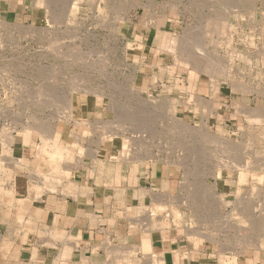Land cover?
<instances>
[{"label":"rangeland","instance_id":"1","mask_svg":"<svg viewBox=\"0 0 264 264\" xmlns=\"http://www.w3.org/2000/svg\"><path fill=\"white\" fill-rule=\"evenodd\" d=\"M29 1H33V12L0 13V130L7 131V134H9L11 130L26 131V127L30 125V127L37 129L49 125L50 133H52L55 127L58 126L59 121L62 123L67 122L68 125L82 122L84 119L93 122L101 137L106 135L104 139L114 141L116 149L119 150L121 148L120 145L125 144L126 150L129 148L136 152L139 150L138 152L144 153V157H148L147 159H150L154 155V158L152 157L151 160H159L167 168L174 164L173 166L181 167L185 171H188L189 179L184 180L179 192L176 195L174 194L175 197L172 196V199L175 198L172 200L174 205L172 204L170 206V210L163 212L164 218H169L170 215H173V217L179 219V223L187 227H192L193 221L196 220V223L194 222L193 225L194 230L201 229L203 232H215V224L218 221V223L225 221V217L223 218V216L226 214V221L222 225L223 227L221 225L222 228L218 227L219 224H217L218 228L216 232H226L227 236L221 237L224 242H226L225 240L229 242L228 244L230 245L226 243V247L233 248L235 245L241 247L240 242L241 238H243L241 235L244 236L245 231L246 233L250 231L248 230V225H250L248 222L258 224V227L261 228V224L263 223L261 221H264V216L262 215L264 214V202L262 201L264 200V172L262 171L258 175V178L262 175V182L257 177L251 178L249 175L246 177L245 187L242 193L240 191L239 193L244 195L243 197L245 198L249 197V201L251 199L253 203L250 202L251 206L249 203L247 204L250 210L247 206L249 212L246 210L244 212L246 214H244L245 217H241L236 212L238 210L233 211L232 205L230 204L234 200V195L226 192L228 193L225 197L227 204H223V192H218L214 188L215 180H217L218 185L225 181L227 183L226 186L232 185L234 187L233 180L239 175L238 171L237 173L234 172L233 175L231 174L233 180L229 181V179L225 180V175H227L225 173L228 170L223 168L222 177L224 179H215L212 175L215 170L213 167L219 166L217 165L218 162L221 165V163L229 160L232 164H235L236 162L234 161H243L244 159L250 161H248V165L250 166L264 167V117H260L261 120L255 117L256 120H252L254 116L251 117L250 115L252 110L258 106L257 103L245 105V108H243L239 104H232L231 106L227 102L225 104L229 107L225 108V106L215 102L212 108L211 106L213 104L210 103L209 105L207 101V108L205 105L206 100L202 102L194 98L187 99V91L189 92L192 89L191 95H193L196 85L202 84L203 82H210L214 85L215 79L199 74L198 72V74L194 71L189 72V69H182V62L177 60L172 50L174 46L173 48L169 46L171 38L163 36L162 39V36L160 38L159 35H162L161 33H169V35L176 37L175 42L173 41L171 45L176 44L178 40H183L184 47H189L197 41H205L208 50H210L207 54L213 56L214 59L213 61L210 56L211 63L215 65L216 60V67L218 66L220 70L218 78L220 82H217V84L219 83L220 87L223 88L222 90H226L228 94L232 90L239 94L249 95L248 98L250 100V95L254 91L258 93L257 95L259 97H262L264 94V0H255L257 1V8L260 10L257 8L251 10V5L248 3L250 0H242V2L240 0H223L226 3L218 2L217 0H209L210 3L208 0H152L151 4L146 0H140L144 4L147 2L146 4L151 8L149 6L147 8L143 6H139L136 9L132 8L125 15V19H120V17L124 16L123 13L126 10L123 6H127L130 0ZM212 1H214L213 4ZM74 2L79 4L76 9L73 8L70 11V7ZM227 3L230 7L235 6L241 12L230 13L229 23L226 25L227 28L225 27L221 33L215 30L212 33L213 25L217 23L215 19L218 20L223 14L227 13V8L225 12V10H222L223 8L219 7H224ZM200 4H203L204 7L199 6ZM192 12L193 14H191ZM219 12L221 16L219 15V18H215L214 15L217 17ZM151 13H153V16ZM207 13L208 15L210 13V17L214 16V21L212 20L214 23L211 21L212 18L207 16ZM203 15L206 18H203ZM241 15L244 17H241ZM208 17L211 21L210 24L208 21H205L209 19ZM186 25L188 27L191 26L189 27V31H187L188 27ZM183 27L186 28L184 29ZM202 27L204 31H201ZM182 30H185L186 34L188 33L187 38H185L186 34H183L184 32ZM195 31L196 33H194ZM200 33H204L203 38ZM140 37L144 39L143 42L146 40L145 47L139 44ZM212 39L215 43L212 42ZM185 42L191 44L188 43L189 46L188 44L185 46ZM188 82L190 84L193 83L192 85L194 86L188 85ZM232 83L233 86L242 84L244 88L248 87L250 89L252 88V90L246 92L236 91V89H232L234 88ZM79 98H81V101L86 98L90 107L92 103L94 104L95 107H91L90 114L84 113L81 116V113L76 110L75 102H78ZM169 98L174 101H179L174 105L173 115L170 109L164 108V111L160 107L161 103L167 101V99L169 100ZM201 102L203 105H201ZM239 106L242 107L243 112L240 111L241 107ZM247 106H249V109ZM139 108L140 110L135 111V109ZM126 109H129V112ZM136 112L138 113L136 114ZM126 113H131L127 119L125 118ZM164 114L165 116H163ZM230 114L235 115L231 116ZM246 114L249 115L247 116ZM136 116L139 117L137 118ZM132 118L133 122L131 121ZM177 118L181 119L179 124H176L177 122L175 120ZM168 120L176 124L174 125L176 126V129H174L176 131H173L175 127ZM31 122L34 126L29 124ZM134 122H138L137 124L139 125L136 126L137 124ZM181 122L188 123L189 127L185 124L181 125ZM130 125H133V128ZM170 126L173 127L170 128ZM190 127H194L192 128L194 131L189 130L191 129ZM199 130L204 131L200 132ZM216 138L221 142L217 143ZM135 140L137 141L134 142ZM225 140L237 145V149L234 150L235 153H233L234 151L228 153L230 150L225 149L226 146H223L225 142H222ZM145 146L149 149L144 148ZM218 149L221 150L218 151ZM195 150L196 152H194ZM224 151L225 153H221ZM150 152L151 155L148 156ZM226 153L229 155H225ZM120 154L118 152V156L121 158ZM236 155L237 157L235 158L234 156ZM254 155L256 157H252ZM230 156L234 157L235 160L232 157L231 159ZM219 157L221 160L218 159ZM161 159L164 160L161 161ZM254 159L255 161H253ZM194 179H197L196 183L203 187L205 193L199 194L200 196L197 198H195L196 193L194 196H183L185 191H187L185 185L187 183L195 184L193 183L195 181ZM255 184L259 186L257 189L254 187ZM219 186L222 187V185ZM258 194L261 196L259 197ZM257 199L259 206L256 204ZM261 201L263 205L259 203ZM181 203H183V207ZM176 204L178 205L177 207ZM173 209H178L181 215L176 216ZM190 209L196 210L197 213L196 211L194 213ZM212 212L214 216L211 214ZM188 213H191L189 215L190 217ZM193 214H197L194 215L195 218L192 216L194 220L191 218ZM257 214L258 216H255ZM196 217H199L197 218L198 220ZM246 217H249L248 220H251L252 217L253 220L255 217V221L247 220V227L246 225L243 226L245 224L244 222H246ZM233 222L235 226L238 224L237 228H235ZM164 224L166 226L168 225L166 223ZM212 224L213 227H211ZM231 224L234 230L229 226ZM195 225L198 226L195 227ZM241 226L246 227L247 230L241 228ZM259 228H257V232H254L253 236L255 233H258L259 236L257 239L259 238V240L264 241V236L262 237L264 227L263 229ZM235 231L237 232L235 233ZM224 232L222 233L224 234ZM248 234L249 237L247 238V235H245L243 239H249L252 236L250 232ZM228 239L230 240L228 241ZM250 239L252 240L254 238L251 237ZM222 255L220 251H217L216 253H212L208 260L218 263L221 259L227 258ZM229 258L226 260L227 264H235L233 257ZM115 263L124 264L119 257Z\"/></svg>","mask_w":264,"mask_h":264},{"label":"crops","instance_id":"2","mask_svg":"<svg viewBox=\"0 0 264 264\" xmlns=\"http://www.w3.org/2000/svg\"><path fill=\"white\" fill-rule=\"evenodd\" d=\"M33 6V1L29 0H0V13H29L33 12ZM142 37L139 44L145 47L146 40L143 42ZM192 84L188 82V85L194 86ZM222 89L220 85L215 89L210 82H203L195 86L193 95L189 94L192 89L186 92L187 99L195 97L197 100L200 97L225 108L229 107L225 104L227 102L231 105L240 103L241 106L257 103L258 108L264 109V96L259 97L253 92L250 100L249 95L233 91L228 94ZM80 99L75 102L76 110L81 116L90 114L94 104L90 107L86 98ZM57 125L52 133L41 134L42 137L40 132L28 134L26 131L11 130L6 134L0 130V264H115L116 257L124 264H153L154 260V264H226L234 249L238 251H234L235 264H245L239 254V249L244 247L235 246L229 250L230 247L224 248L226 242L220 243L224 241L220 237L226 232L214 235V232L202 231L200 233L204 236L211 233L213 239L220 237L210 242L208 238L196 236L200 239L196 244L187 235L189 232L183 230L187 226L179 224V219L173 215L164 218L163 212L170 210L173 204V193L177 194L182 182L189 179L188 171L173 165L168 169L159 160L147 159L144 153L138 151L132 154L143 158L128 159V162L117 159L115 156L120 150L115 148L114 141L101 137L94 123L88 120L72 125L59 121ZM43 143L50 147L47 149H50L49 153L38 149ZM49 144H55L57 148ZM77 163H80L79 167ZM54 178L59 179L58 182L61 180L60 185L57 181L55 183ZM225 178L232 179L227 175ZM219 179L224 177L221 175ZM233 182L234 187L226 186L225 181V184H219L222 185L220 187L215 180V190L229 193L245 187V181H239V175ZM50 183L53 188H58L52 190ZM152 194L155 198L151 197ZM165 200H168L167 208H159L158 204ZM149 213L153 216L147 218ZM162 217L168 221L169 227H165L167 230H151L148 234L149 247L144 249L147 222L152 223ZM255 235L259 236L258 233ZM258 241L263 243L258 251L243 250L250 259L247 264H264V241ZM217 251L227 258L218 263L210 262L208 258ZM129 252L132 256L126 258ZM152 254H155V259L148 258ZM256 256L258 263H253L250 257Z\"/></svg>","mask_w":264,"mask_h":264},{"label":"bare ground","instance_id":"3","mask_svg":"<svg viewBox=\"0 0 264 264\" xmlns=\"http://www.w3.org/2000/svg\"><path fill=\"white\" fill-rule=\"evenodd\" d=\"M149 4H151V1L152 0H146ZM206 1V0H205ZM209 1V0H208ZM218 2H222V3H226L225 1H223V0H217ZM233 1V0H232ZM241 2H242V0H240ZM244 1V0H243ZM88 2V1H87ZM147 2H145V4L144 3H141L140 2V0H130V2L128 3V5L127 6H123V8L124 9H126V10H124L123 12V14H124V16L123 17H120V19H125V15H127L128 14V11L130 10V9H136L137 7H139V6H143V7H145V8H147L149 5H147L146 3ZM213 2L214 1H212V4H213ZM256 2L257 1H255V0H250V2H248L250 5H251V10H253V9H256L257 8V4H256ZM204 3V2H203ZM208 3V2H207ZM209 3H210V1H209ZM208 3V4H209ZM234 3H236V2H234ZM238 3V2H237ZM263 3V2H262ZM79 3H77V2H74L72 5H71V7H70V11L74 8V9H76L77 8V5H78ZM90 4V3H89ZM215 4V3H214ZM211 5V4H210ZM238 5V4H237ZM171 6H173V5H171ZM199 6H203V4L201 5H199ZM216 6V5H215ZM240 6V5H239ZM150 7V6H149ZM204 7V6H203ZM205 7H206V4H205ZM247 7V6H246ZM259 7V6H258ZM151 8V7H150ZM196 8H197V6H196ZM219 8H223L222 10H225V12H226V8H227V13L226 14H223L222 15V17H220L221 16V13L219 12L217 15V17H216V15H214L215 16V18H219L218 20L217 19H215V22H217L216 24H214L213 25V31H212V33L214 32V30L215 31H217V32H223V30H224V28L226 27V25L229 23V14L230 13H239V9H236V7L235 6H233V7H230L229 5H228V3H227V5H225L224 7H219ZM200 9V8H199ZM213 9V8H212ZM258 9V8H257ZM151 10V9H150ZM198 10V9H197ZM196 10V11H197ZM216 10V9H215ZM243 10V9H242ZM246 10V9H245ZM258 10H260V9H258ZM121 11V10H120ZM207 11V10H206ZM247 11V10H246ZM119 12V11H118ZM203 12V11H202ZM208 12H210V11H208ZM241 12V11H240ZM254 12V11H253ZM259 12V11H258ZM156 13V12H155ZM196 13V12H195ZM194 13V14H195ZM191 14H193V12L191 13ZM206 14V13H205ZM252 14V13H251ZM151 15L153 16V13H151ZM201 15V14H200ZM209 15H210V13H209ZM208 15V13H207V16H209ZM220 15V16H219ZM248 15V14H247ZM214 16H212V17H210V18H212L211 19V21L214 19L213 17ZM240 16V15H239ZM243 15H241V17H242ZM194 17V16H193ZM203 18L205 17V15H203L202 16ZM208 17V18H209ZM237 17V16H236ZM244 17V16H243ZM253 17V16H252ZM258 17H259V15H258ZM156 18V17H155ZM206 18V17H205ZM210 18L208 19V20H205V21H208L209 22V24H210ZM247 18V17H246ZM256 18V17H255ZM263 18V17H262ZM200 19V18H199ZM202 19V18H201ZM235 19V18H234ZM259 19V18H258ZM119 20V19H118ZM217 20V21H216ZM214 21V20H213ZM212 21V22H213ZM243 21H244V19H243ZM255 21V20H254ZM214 23V22H213ZM257 23V22H256ZM201 24V23H200ZM199 24V25H200ZM203 24H204V22H203ZM203 24H201V25H203ZM207 24V23H206ZM254 24V23H253ZM208 25V24H207ZM206 25V26H207ZM245 25H246V23H245ZM250 25V24H249ZM259 25V24H258ZM187 26V25H186ZM208 26H210V25H208ZM237 26V25H236ZM242 26V25H241ZM244 26V25H243ZM254 26V25H253ZM188 27V26H187ZM189 27H191V26H189ZM189 27H188V29H187V31H189ZM197 27V26H196ZM256 27V26H255ZM184 29L186 28V27H183ZM227 28V27H226ZM233 28V27H232ZM241 28V27H240ZM201 29V28H200ZM254 29V28H253ZM252 29V30H253ZM257 29V28H256ZM205 30H206V28H205ZM207 30H208V28H207ZM212 30V29H211ZM210 30V31H211ZM226 30V29H225ZM184 33L183 34H186L185 33V30H182ZM186 31V32H187ZM197 31H199V30H197ZM201 31H204L203 30V27H202V30ZM209 31V32H210ZM168 32V31H167ZM200 32V31H199ZM206 32V31H205ZM216 32V33H217ZM194 33H196V31L194 32ZM207 33V32H206ZM162 35H159V37L161 38V36H162V39H163V36L165 37H170L171 38V43H173V41L175 42V36H173V35H169V33L168 34H164V33H161ZM188 34V33H187ZM187 34H186V36H185V38H187ZM200 34H202V38L204 37L203 35H204V33H200ZM199 34V35H200ZM223 34V33H222ZM175 35V34H174ZM195 35V34H194ZM206 36H208L207 34H205ZM210 35H212V34H210ZM220 35V34H219ZM182 36V35H181ZM193 36V35H192ZM197 36H198V34H197ZM201 36V35H200ZM214 36H215V34H214ZM221 36V35H220ZM183 37V36H182ZM189 37H190V35H189ZM216 37H217V35H216ZM178 38V37H177ZM220 38V37H219ZM253 38V37H252ZM251 38V39H252ZM263 38V37H262ZM166 39V38H165ZM191 39V38H190ZM192 39H193V37H192ZM192 39H191V41H192ZM206 39V38H205ZM215 39H217V38H215ZM160 40V39H159ZM178 40V39H177ZM204 40V39H203ZM202 40V41H203ZM183 40H178L177 42H176V44H173V45H171V43H170V47L171 48H173V46H174V48L172 49L173 51H174V54H175V56H176V58H177V60H180L181 62H182V65H181V67H183L182 69H189L190 71L189 72H191V71H194V72H198L199 74H202V75H205V76H208L209 78H214L215 79V82H214V88L215 89H217L218 88V85H219V83L217 84V82H220L219 80H218V78H219V72H220V70L218 69V66L216 67V60H215V65H213L212 63H211V58L213 59V56H211L210 54L208 55L207 54V52H209L210 50H208V48H207V45H206V42L204 41V42H196L195 44H192V45H190L189 46V44H191V43H189V42H185L186 44H185V46L188 44V46L189 47H184L183 46V42H182ZM184 41H185V39H184ZM187 41V40H186ZM193 41H195V40H193ZM209 41H211V40H209ZM216 41V40H215ZM164 42V41H163ZM212 42L213 43H215L214 42V40L212 39ZM132 45V44H131ZM212 45V44H211ZM165 46V45H164ZM214 46V45H213ZM213 50V49H212ZM169 51H171V50H169ZM214 51V50H213ZM213 51H212V53H213ZM234 51V50H233ZM262 51V50H261ZM259 52V51H258ZM260 53V52H259ZM141 54V53H140ZM143 55V54H142ZM210 56H211V58H210ZM257 56V55H256ZM157 57V56H156ZM216 58V57H215ZM176 60V61H177ZM179 61V62H180ZM213 61H214V59H213ZM212 61V62H213ZM185 64H184V63ZM138 63H139V61H138ZM143 63V62H142ZM161 63V62H160ZM226 63V62H225ZM144 64V63H143ZM164 64V63H163ZM181 64V63H180ZM185 66H184V65ZM167 66V65H166ZM152 67V66H151ZM168 67V66H167ZM159 69V68H158ZM164 70V69H163ZM244 70V69H243ZM225 72V71H224ZM197 73V74H198ZM234 73V72H233ZM221 75V74H220ZM224 75V74H223ZM73 76V75H72ZM75 77V76H74ZM80 78V77H79ZM187 78V77H186ZM255 78V77H254ZM253 79V78H252ZM83 80V79H82ZM226 80V79H225ZM78 81V80H77ZM183 81V80H182ZM225 82V81H224ZM77 83V82H76ZM222 83V82H221ZM230 83V82H229ZM231 84V83H230ZM232 86H233V83H232ZM234 88H232L231 86H230V88H232V89H236V91H251L252 90V88L250 89V88H248V87H245L244 88V86H242V84L241 85H239V84H237V85H235V86H233ZM139 90V89H138ZM193 91V90H192ZM232 91V90H231ZM235 91V90H234ZM224 92V91H223ZM226 92V91H225ZM255 92V91H254ZM258 92V91H257ZM264 93V92H263ZM189 94H191V93H189ZM258 94V93H257ZM264 95V94H263ZM262 95V96H263ZM239 96V95H238ZM139 97V96H138ZM195 98V97H194ZM198 101H202L203 102V100L204 99H202V98H200V97H198V99H197ZM207 100V99H206ZM238 100V99H237ZM140 101V100H139ZM182 102H183V100H181ZM162 102V101H161ZM179 101H177V100H173V99H170L169 98V100L167 99V101H164V102H162L161 103V105H160V107H162L161 108V110L163 109L164 110V108L165 109H170V111L172 112V115L174 114L173 112H174V105L175 104H177ZM195 102V101H194ZM197 102V101H196ZM202 102H201V105H203L202 104ZM208 102H209V105H210V103H212L213 104V106H211L212 108L214 107V101L212 102V100L211 101H209L208 100ZM207 101L205 102V105L208 103ZM235 102V101H234ZM122 103V102H121ZM225 103V102H224ZM123 104V103H122ZM129 104V103H128ZM142 104V103H141ZM182 104H185V103H182ZM197 104V103H196ZM198 104H200L199 102H198ZM211 104V105H212ZM218 104V103H217ZM240 104V103H239ZM186 105V104H185ZM225 105V104H224ZM246 105V104H245ZM249 105V104H248ZM122 106V105H121ZM228 106V105H227ZM232 106V105H231ZM234 106V105H233ZM178 107V106H177ZM206 107H207V105H206ZM205 107V108H206ZM219 107V106H218ZM239 107H241V106H239ZM238 107V108H239ZM129 108H131V107H129ZM133 108V107H132ZM208 108V107H207ZM211 108V109H212ZM228 108V107H227ZM234 108H236V107H234ZM243 108H245L244 106H243ZM247 108L249 109V106H247ZM251 108V107H250ZM264 108V107H263ZM211 109H210V113H211ZM240 109V108H239ZM253 109V108H252ZM60 110V109H59ZM126 110H128V112H129V109H126ZM136 110H140V108L139 109H135V111ZM238 110V109H237ZM244 110V109H243ZM251 110V109H250ZM130 111H131V109H130ZM134 111V110H133ZM134 111V112H135ZM165 111V110H164ZM208 111V110H207ZM240 111H242V107H241V109H240ZM124 112V111H123ZM126 112V111H125ZM144 112V111H143ZM142 112V113H143ZM237 112V111H236ZM243 112V111H242ZM247 112V111H246ZM246 112H244V113H246ZM59 113V112H58ZM138 112H136V114H137ZM165 113V112H164ZM214 113V112H213ZM212 113V114H213ZM114 114H117V113H114ZM121 114V113H120ZM131 113H129V114H127L126 113V115H125V118L127 119V117L129 118V115H130ZM134 115H135V113H133ZM161 114V113H160ZM208 114V113H207ZM229 114V113H228ZM128 115V116H127ZM140 115V114H139ZM157 115H158V113H157ZM231 115V114H230ZM230 115H229V117H230ZM235 115V114H234ZM234 115H231V116H234ZM247 116L249 115V114H246ZM60 116V115H59ZM65 116V115H64ZM68 116H70V115H68ZM77 116V115H76ZM124 116V115H123ZM142 116V115H141ZM163 116H165V114L163 115ZM200 116V115H199ZM251 117H253L254 116V118H252V120L253 119H255V117L257 118H259L260 119V117L262 118V116L264 117V109H262L261 107L260 108H254L253 110H252V113H251V115H250ZM71 117V116H70ZM135 117V116H134ZM133 117V118H134ZM137 117V116H136ZM139 117V116H138ZM137 117V118H138ZM146 117V116H145ZM168 117V116H167ZM202 117V116H201ZM124 118V119H125ZM130 118H131V116H130ZM133 118L131 119V121L133 122ZM161 118V117H160ZM173 118H174V116H173ZM172 118V119H173ZM200 118V117H199ZM203 118V117H202ZM250 118V117H249ZM125 119V120H126ZM140 119V118H139ZM142 119V118H141ZM164 119V118H163ZM170 119V118H169ZM69 120V119H68ZM125 120H123V121H125ZM135 120V119H134ZM174 120V119H173ZM180 120L181 119H179V118H177L175 121L177 122L176 124H179L180 123ZM251 120V121H252ZM256 120V119H255ZM261 120V119H260ZM263 120V119H262ZM35 121V120H34ZM38 121V120H37ZM74 121V120H73ZM75 121H77V120H75ZM84 121V120H83ZM122 121V123H124ZM129 121H130V119H129ZM138 121V120H137ZM143 121H144V119H143ZM168 121H170L171 123L173 122V121H171V120H168ZM186 121V120H185ZM202 121V120H201ZM200 121V122H201ZM205 121V120H204ZM222 121V120H221ZM236 121V120H235ZM254 121V120H253ZM27 122V121H26ZM261 122V121H260ZM35 123H37L36 121H35ZM40 123H42V122H40ZM135 124H137L136 122H134ZM147 123V122H146ZM256 123V122H255ZM29 124H32V122L31 123H29ZM43 124V123H42ZM109 124V123H108ZM117 124H119V123H117ZM116 124V125H117ZM121 124V123H120ZM129 124V123H128ZM143 124V123H142ZM173 124V126L174 125H176V124H174V123H172ZM182 124H185V125H187L188 127H189V125H188V123H182L181 122V125ZM191 124V123H190ZM28 125V124H27ZM26 125V126H27ZM33 126H34V124H32ZM139 124H137L136 126H138ZM144 125H146V124H144ZM31 126V125H30ZM30 126H27L26 128V132L29 134L30 132L31 133H34V132H40V136H41V134H45V133H50L51 131H50V127H49V125L46 127V125L45 126H43L42 128H39V129H37V128H35V127H30ZM62 126V125H61ZM106 126V125H105ZM118 126V125H117ZM133 126V125H132ZM131 125H130V127H132ZM147 126V125H146ZM173 126H170V128H172ZM245 126V125H244ZM23 127V126H22ZM40 127V126H39ZM134 127H135V125H134ZM168 127V126H167ZM175 128H173V131H176V130H174V129H176V126H174ZM248 127V126H247ZM133 128V127H132ZM169 128V127H168ZM177 128H178V125H177ZM191 129H189V130H192V128H194V127H190ZM42 129V130H41ZM112 129V128H111ZM131 129V128H130ZM186 129V128H185ZM170 130V129H169ZM168 130V131H169ZM219 130V129H218ZM139 131V130H138ZM149 131V130H148ZM178 131H179V129H178ZM186 131V130H185ZM192 131H194V130H192ZM195 131H197V130H195ZM200 131V130H199ZM201 131H204V130H201ZM200 131V132H201ZM220 131V130H219ZM3 132H4V130H3ZM58 132V131H57ZM131 132V131H130ZM136 132V131H135ZM170 132H172V131H170ZM242 132H244V131H242ZM4 133H6L7 134V131L6 132H4ZM166 133V132H165ZM174 133V132H173ZM184 133V132H183ZM182 133V134H183ZM186 133H187V131H186ZM192 133V132H191ZM191 133H189V134H191ZM203 133V132H202ZM38 134V133H37ZM177 134V133H176ZM200 134V133H199ZM204 134V133H203ZM1 135V134H0ZM5 135V134H4ZM123 135V134H122ZM140 135V134H139ZM186 135V134H185ZM184 135V136H185ZM188 135V134H187ZM205 135V134H204ZM3 136V135H2ZM2 136H1V138H2ZM104 136V135H103ZM106 136V135H105ZM104 136V137H105ZM128 136V135H127ZM180 136V135H179ZM4 137V136H3ZM6 137V136H5ZM42 137V136H41ZM40 137V138H41ZM109 137H111V136H109ZM135 137V136H134ZM137 137V136H136ZM193 137V136H192ZM207 137V136H206ZM213 137V136H212ZM219 137V136H218ZM257 137V136H256ZM264 137V136H263ZM107 138V137H106ZM199 138V137H198ZM197 138V139H198ZM210 139H211V137H209ZM215 138V137H214ZM213 138V139H214ZM123 139V138H122ZM196 139V138H195ZM206 139H208V138H206ZM217 139V138H216ZM245 139V138H244ZM243 139V141L245 142V140ZM134 140V139H133ZM137 140H135L134 142H136ZM141 141V140H140ZM139 141V142H140ZM214 141V140H213ZM248 141V140H247ZM131 142H132V140H131ZM142 142V141H141ZM216 142L217 143H220L219 141H218V139L216 140ZM222 142H225L224 143V145L223 146H226V148L225 149H227L229 152L228 153H230L231 151H234V150H236L237 148V145H234V144H232V143H230L228 140H225V141H222ZM249 142V141H248ZM23 143V142H22ZM189 143H191V142H189ZM215 143V142H214ZM43 144H45V143H43ZM43 144H41V145H39V147H38V149H40V150H46L48 153H49V150H47L48 148H50V147H48V145H43ZM123 144V143H122ZM127 144V143H126ZM129 144V143H128ZM132 145H134L133 143H131ZM144 144V143H143ZM223 144V143H222ZM241 144V143H240ZM250 144V143H249ZM252 144V143H251ZM7 145V144H6ZM60 145V144H59ZM136 145V144H135ZM146 145V144H145ZM198 145V144H197ZM217 145V144H216ZM9 146H11V145H9ZM9 146H7V147H9ZM49 146H51L52 148H57L56 146H55V144H49ZM62 146V145H61ZM129 146V145H128ZM218 146H220V145H218ZM251 146V145H250ZM253 146V145H252ZM120 151H119V153H121L120 155H121V158H120V156H118L117 157V155L115 156V157H117V159H121V160H124V159H126V161L128 160V159H130V160H136V159H138V158H143V157H138V156H136V155H134V154H132L133 152H134V150H131L130 148V150L129 149H127L126 150V145L124 144V145H120ZM129 147H132V146H129ZM239 147H241V146H239ZM244 147V146H243ZM248 147H249V145H248ZM59 148V147H58ZM144 148H148V147H144ZM151 148H153V147H151ZM221 148V147H220ZM60 149V148H59ZM88 149V148H87ZM149 149V148H148ZM147 149V150H148ZM222 149V148H221ZM221 149H218V151L219 150H221ZM254 149H256V148H254ZM253 149V150H254ZM56 150H58V149H56ZM62 149H60V151H61ZM65 150H66V148H65ZM216 150V149H215ZM240 150H241V148H240ZM253 150H250V151H253ZM97 151V150H96ZM99 151V150H98ZM133 151V152H132ZM139 151V150H138ZM143 151V150H142ZM193 151V150H192ZM226 151V150H225ZM225 151L224 152H221V153H225ZM249 151V152H250ZM52 152V151H51ZM56 152V151H55ZM74 152V151H73ZM194 152H196V150L194 151ZM194 152H193V154H194ZM227 152V151H226ZM61 153V152H60ZM91 153V152H90ZM138 153V152H137ZM219 153V152H218ZM233 153H235V151L233 152ZM237 153V152H236ZM241 153V152H240ZM248 153V152H247ZM246 153V154H247ZM255 153V152H254ZM253 153V154H254ZM33 154V153H32ZM37 154H39V151H38V153ZM53 154V153H52ZM103 154V153H102ZM192 153H191V155H193ZM243 154V153H242ZM58 155V154H57ZM86 155V154H85ZM90 155H92V154H90ZM147 155V154H146ZM151 155V152L148 154V156H150ZM225 155H229V154H225ZM233 155V154H232ZM238 155V154H237ZM237 155L236 156H234L235 158L237 157ZM244 155V154H243ZM257 155V154H256ZM37 156V155H36ZM61 156V155H60ZM59 156V157H60ZM75 156V155H74ZM89 156V155H88ZM145 156V155H144ZM197 156H198V154H197ZM196 156V157H197ZM200 156V155H199ZM221 156H223V155H221ZM240 157H242L241 155H239ZM238 156V157H239ZM1 157V156H0ZM9 157V156H8ZM39 157V156H38ZM49 157H51L50 155H49ZM110 157V156H109ZM112 157V156H111ZM114 157V158H115ZM153 158H154V155L152 156ZM151 157V158H152ZM188 157V156H187ZM201 157V156H200ZM224 157V156H223ZM227 157V156H226ZM232 156H230V158H231ZM234 157H232L233 158V160H235L234 159ZM252 157H256L255 155L254 156H252ZM251 157V158H252ZM264 157V156H263ZM18 158V157H17ZM145 158H148V157H145ZM150 158V159H151ZM160 158V157H159ZM194 158V157H193ZM228 158H229V156H228ZM231 158V159H232ZM15 159V158H14ZM42 159V158H41ZM47 159H49V158H47ZM50 159H52V158H50ZM58 159V158H57ZM98 159V158H97ZM158 159V158H157ZM218 159H220V157L218 158ZM217 159V160H218ZM230 159V160H231ZM239 159V158H238ZM260 159V158H259ZM74 160H75V158H74ZM73 160V161H74ZM116 160V159H115ZM114 160V161H115ZM164 160V159H163ZM162 159H161V161H163ZM221 160V159H220ZM220 160H218V161H220ZM263 160V159H262ZM10 161V160H9ZM11 161H13V160H11ZM16 161V160H15ZM68 161V160H67ZM80 161V160H79ZM86 161V160H85ZM89 161H91L90 159H89ZM119 161V160H118ZM117 161V162H118ZM125 161V160H124ZM152 161H154V160H152ZM217 161V162H218ZM240 161V160H239ZM234 161V162H236L235 164H232V162L231 161H229V160H227L226 162H224V163H221V165L219 164V162H218V164L217 165H219V166H214L213 168H215V170H214V172L212 173V175L214 176V178L216 179V178H219V177H221V175H222V169L223 168H226L228 171H227V176H230V178H231V174H233L234 172H236L237 173V171H238V173H239V181H245V179H246V177L249 175V177H251V178H254V177H257L258 178V175H260V173L264 170V168L263 167H253V166H250V165H248L249 164V162L248 161H246L245 159L243 160V161ZM253 161H255V159L253 160ZM43 162V161H42ZM60 162H62V160L60 161ZM75 162V164H76V160L74 161ZM103 162V161H102ZM102 162H100V163H102ZM121 162V161H120ZM128 162V161H127ZM242 162V163H241ZM3 163V162H2ZM8 163V162H7ZM10 164H11V162H9ZM8 163V164H9ZM13 163V162H12ZM81 163V162H80ZM79 163V164H80ZM86 163H88V162H86ZM104 163V162H103ZM133 163H134V161H133ZM174 163V162H173ZM239 163H241V164H239ZM256 163V162H255ZM258 163V162H257ZM263 163V162H262ZM79 164L77 163V167H79ZM121 164V163H120ZM124 164V163H123ZM141 164V163H140ZM170 164V163H169ZM215 164V163H214ZM261 164V163H260ZM6 165V164H5ZM12 165V164H11ZM64 165V164H63ZM100 165H102V164H100ZM114 165V164H113ZM112 165V166H113ZM127 165H129V163L127 164ZM126 165V166H127ZM134 165V164H133ZM136 165V164H135ZM174 165V164H173ZM240 165V166H239ZM39 166V165H38ZM60 166H61V163H60ZM66 166V165H65ZM110 166V165H109ZM116 166V165H115ZM207 166V165H206ZM62 167V166H61ZM68 167H70V166H68ZM67 167V168H68ZM74 167V166H73ZM102 167V166H101ZM118 167V166H117ZM66 168V169H67ZM115 168V167H114ZM28 169V168H27ZM70 169V168H69ZM100 169V168H99ZM98 169V170H99ZM169 169V168H168ZM60 170V169H59ZM123 170V169H122ZM125 170V169H124ZM141 170V169H140ZM177 170V169H176ZM31 171V170H30ZM30 171H28V172H30ZM96 172H98V171H96ZM141 172V171H140ZM157 172V171H156ZM32 173V172H31ZM30 173V174H31ZM42 173V172H41ZM36 174V173H35ZM98 174H99V172H98ZM199 174V173H198ZM27 175V174H26ZM38 175V174H37ZM40 174H39V178H40ZM43 176H44V174H43ZM42 176V177H43ZM30 177V176H29ZM41 177V178H42ZM48 177V176H47ZM53 177V176H52ZM176 177V176H175ZM198 177V176H197ZM238 177V176H237ZM248 177V178H249ZM50 178V177H49ZM59 178V177H58ZM187 178V177H186ZM195 178V177H194ZM43 179V178H42ZM46 179V178H45ZM57 179V178H56ZM61 179V178H60ZM178 179V178H177ZM188 179V178H187ZM226 179V178H225ZM54 181H55V183H57L58 182V180L59 179H57V180H55V178L53 179ZM132 180H133V178H132ZM169 180V179H168ZM195 180V179H194ZM193 180V181H194ZM197 180V179H196ZM196 180L193 182V183H195V184H192V183H189V185L188 184H186L185 185V188H186V190L187 191H185V194H183V196L184 195H190V196H194L195 195V193L197 194L196 195V197L195 198H197V197H199L200 195L199 194H202L203 192L205 193V191H204V189H203V187H201V185H199L198 183H196ZM219 180V179H218ZM228 180V179H227ZM230 180H233V179H229V181ZM257 180V179H256ZM258 180L260 181L261 180V182L263 181V179H262V175L258 178ZM26 181V180H25ZM31 181H32V179H31ZM39 181V180H38ZM38 181H34V182H37L38 183ZM41 182L43 181V180H40ZM39 181V182H40ZM47 181H48V179H47ZM57 181V182H56ZM61 181V180H60ZM59 181V182H60ZM59 182H58V184H59ZM135 183V182H134ZM255 183V182H254ZM253 183V184H254ZM260 183V182H259ZM258 183V184H259ZM41 184H43V183H41ZM198 184V185H197ZM227 184V183H226ZM249 184V183H248ZM48 186H49V184H47ZM46 185V186H47ZM50 187H52L53 186V184L52 183H50ZM60 185V184H59ZM263 185V184H262ZM45 186V187H46ZM261 186V185H260ZM42 187H43V185H42ZM44 187V188H45ZM49 187V189L51 190V188ZM57 188H58V186H56ZM55 187V188H56ZM214 187V186H213ZM251 187H253V186H251ZM254 187H256V189H257V187H259V186H256V184H255V186ZM253 187V188H254ZM55 188H53L52 187V190L53 189H55ZM215 188V187H214ZM47 189H48V187H47ZM134 189V188H133ZM216 189V188H215ZM248 189V188H247ZM260 189H262L261 187H260ZM51 190V191H52ZM245 190V189H244ZM132 191V190H131ZM239 191L242 193V190L241 189H239V188H237V190L235 189L233 192H230V194H233L234 195V200L233 201H231L230 202V204L232 205V209H233V211H235L236 209L238 210V211H236L237 213H239V216L241 215V217H245L244 216V212H246V210H247V206H248V209H249V205H250V202L251 203H253V200H251L250 199V201H249V197H247V198H245V197H243L244 195H242L241 193H239ZM246 191H248V190H246ZM252 191H254V190H252ZM260 191V190H259ZM42 192H44V190L42 191ZM58 192V191H57ZM184 192V191H183ZM182 192V193H183ZM249 192H250V190H249ZM254 192H256V191H254ZM262 192V191H261ZM154 193V192H153ZM163 193V192H162ZM167 193V192H166ZM166 193L165 194H161V196H165L166 195ZM176 193H178V192H176ZM181 193V192H180ZM244 193V192H243ZM251 193V192H250ZM260 193V192H259ZM135 194V193H134ZM159 194V193H158ZM228 193H223V198H224V200H223V204H227V201L225 200V197H226V195H227ZM245 194V193H244ZM248 194V193H247ZM253 194V193H252ZM153 195L154 194H152V196L151 197H153ZM173 195H174V193H173ZM176 195V194H175ZM182 195V194H181ZM256 195V194H255ZM259 195V194H258ZM257 195V196H258ZM160 196V195H159ZM171 196V195H170ZM261 195H259V197H260ZM143 197V196H142ZM175 197V196H174ZM177 197V196H176ZM38 198V197H37ZM153 198H155V196L153 197ZM182 198V197H181ZM180 198V199H181ZM254 198V197H253ZM175 198H173L172 200H174ZM184 199V198H183ZM182 199V200H183ZM40 200V199H39ZM44 200V199H43ZM151 200V199H150ZM159 200V199H158ZM164 200V199H163ZM258 200V199H257ZM260 200V199H259ZM160 201V200H159ZM169 201H170V199H169ZM255 201V200H254ZM263 202H264V200H262ZM262 201L261 202H259V203H262ZM177 202V201H176ZM181 202V201H180ZM168 203V200H165V201H163V202H161V204L159 203L158 205H159V208H161V209H164V208H167L166 206V204ZM184 203H188V202H184ZM249 203V205H247ZM125 204V203H124ZM182 204L183 203H181V206H182ZM191 204V203H190ZM132 205V204H131ZM134 205V204H133ZM174 205V204H173ZM258 205V204H257ZM262 205H263V203H262ZM261 205V206H262ZM141 206H143V204L141 205ZM178 205L176 204V207H177ZM190 206H192V205H190ZM251 206V205H250ZM253 206V205H252ZM259 206V205H258ZM257 206V207H258ZM264 206V205H263ZM157 207V206H156ZM183 207V206H182ZM197 208V207H196ZM195 208V209H196ZM259 208V207H258ZM263 208V207H262ZM187 209V208H186ZM260 209V208H259ZM181 210H183V209H181ZM185 210V209H184ZM190 210H192L193 212L194 211H196V210H194V209H190ZM250 210V209H249ZM261 210V209H260ZM263 210V209H262ZM38 211V210H37ZM186 211H188V210H186ZM198 211H199V209H198ZM248 211V210H247ZM254 211V210H253ZM35 212V211H34ZM152 212V211H151ZM166 212V211H165ZM173 212H174V214L176 215V216H180L181 215V213L178 211V209L176 210V209H173ZM200 212V211H199ZM231 212V211H230ZM249 212V211H248ZM250 212H252V211H250ZM264 212V211H263ZM262 212V213H263ZM168 213V212H167ZM192 213V212H191ZM191 213H188V216L191 214ZM195 213V212H194ZM196 213H197V211H196ZM215 213V212H214ZM261 213V214H262ZM34 214H36V213H34ZM201 214V213H200ZM199 214V215H200ZM206 214H208V213H206ZM212 215H213V212L211 213ZM37 215V214H36ZM129 215V214H128ZM143 215V214H142ZM194 215H197V214H193V215H191V218H192V216H194ZM218 215V214H217ZM216 215V216H217ZM226 215V214H225ZM223 216V218L225 217V221H226V216ZM234 215V214H233ZM237 215V214H236ZM246 215V214H245ZM249 215V214H248ZM263 216H264V214H262ZM147 216V215H146ZM149 216L151 217V216H153L152 214H148V217L147 218H149ZM214 216V215H213ZM215 216V217H216ZM252 216V215H251ZM255 216H258V214L257 215H255ZM261 216V215H260ZM155 217V216H154ZM190 217V216H189ZM205 217V216H204ZM215 217H213V218H215ZM250 217V216H249ZM248 217V218H249ZM37 218H39V217H37ZM134 218V217H133ZM146 218V219H147ZM159 218V217H158ZM157 218V219H158ZM163 218V217H162ZM194 218H195V216H194ZM197 218H199V217H196V219ZM200 218H201V216H200ZM203 218V217H202ZM213 218H211V219H213ZM221 218V217H220ZM223 218H221V219H223ZM228 218H230V217H228ZM227 218V219H228ZM232 218V217H231ZM248 218L246 217L245 218V221L246 222H244L243 224V226H245L246 225V223H247V220H248ZM253 218V217H252ZM252 218H251V220H252ZM35 219V218H34ZM130 219V218H129ZM139 219V218H138ZM155 219V218H154ZM164 219V218H163ZM163 219H158V221H154V222H147V227L146 228H144V230L146 231V234H147V237L145 238V241H144V249H146L147 250V248L149 247V238H148V234H149V232L151 231V230H153V229H164L165 227H166V225L164 224V223H166V224H168V222H166L165 220H163ZM193 219V218H192ZM216 219V218H215ZM242 219H244V218H242ZM254 219H255V217H254ZM253 219V220H254ZM256 219H257V217H256ZM259 219V218H258ZM262 219V218H261ZM264 219V218H263ZM262 219V220H263ZM141 220V219H140ZM142 220H143V218H142ZM194 220V219H193ZM198 220V219H197ZM200 220H202V219H200ZM206 220V219H205ZM207 220H209V219H207ZM214 220V219H213ZM217 220V219H216ZM215 220V221H216ZM219 220V219H218ZM224 220V219H223ZM251 220H248V221H251ZM252 220V221H253ZM191 221V220H190ZM211 221V220H210ZM221 221V220H220ZM225 221H222V222H220V223H216L215 225H216V229L214 228V230H216L217 231V228L218 227H221L223 224H224V222ZM255 221V220H254ZM259 221H261V220H259ZM140 222V221H139ZM178 222V221H177ZM194 222L196 223V220L195 221H193V225H194ZM240 222H241V220H240ZM240 222H239V224H240ZM257 222V221H256ZM264 223V221H261V223ZM142 223V221L140 222V224ZM144 223H146V222H144ZM191 223V222H190ZM200 223V222H199ZM210 225H211V223L210 222H208ZM228 223V222H227ZM227 223H226V225H227ZM237 223V222H236ZM253 222H248V224H250V225H248V230H250V231H248V233L250 232H257V228H259L258 227V224H252ZM255 223V222H254ZM261 224L262 226L264 225V224ZM136 224H138L137 222H136ZM180 224V223H179ZM217 224H219V226L217 225ZM233 224H234V222H233ZM131 225V224H130ZM133 225V224H132ZM193 225H191L192 227H185L186 229H183V230H185L186 232H189V233H187V235H190V237H191V239L197 244V242H199L200 241V239H198L196 236H200V238H203L204 237V239L206 238H208V239H210V242H212V241H215V239H213V235H211V233L210 234H207V236H204V234L202 235L200 232H202L201 230H194V228H193ZM204 225V224H203ZM221 225V226H220ZM238 225V224H237ZM237 225L235 226V224H234V226H235V228H237ZM240 225H242V223L240 224ZM240 225H239V227H240ZM247 225H246V227H247ZM120 226V225H119ZM180 226V225H179ZM179 226H177V227H179ZM196 226H198V225H195V227ZM207 226H209V225H207ZM218 226V227H217ZM229 226H231L232 227V224L231 225H229ZM243 226H241V228H245L246 229V227H243ZM261 226V228L263 229V227ZM139 227V226H138ZM169 227V225H167V227L166 228H168ZM211 227H213V224H212V226ZM223 227V226H222ZM221 227V228H222ZM227 227H228V225H227ZM48 228V227H47ZM165 228V229H166ZM180 228H181V226H180ZM200 228V227H199ZM206 228V227H205ZM230 228V227H229ZM233 228V227H232ZM231 228V229H232ZM261 228H259V229H261ZM52 229V228H51ZM107 229V228H106ZM141 229V228H140ZM143 229V228H142ZM167 230V229H166ZM178 230V229H177ZM213 230V231H214ZM220 230V229H219ZM222 230V229H221ZM232 230H234V228L232 229ZM237 230V229H236ZM247 230V229H246ZM185 231H184V234H185ZM210 231V230H209ZM216 231L214 232V235L215 234H217L216 233ZM166 232V231H165ZM192 232V233H191ZM197 232H199V233H197ZM222 232H224V231H222ZM230 232V231H229ZM237 231H235V233H236ZM240 232V231H239ZM241 232H243V231H241ZM263 232H264V230H263ZM262 232V233H263ZM218 233H220V232H218ZM233 233V232H232ZM248 233H246V231H245V235H247ZM253 233H251V234H253ZM206 234V233H205ZM226 234V233H225ZM239 234H242V233H239ZM224 235V234H223ZM245 235L244 236H242L241 235V237H245ZM249 235V234H248ZM247 235V238L249 237ZM182 236V235H181ZM235 236H236V234H235ZM254 236H258V235H254ZM253 235L251 236V237H253L254 239H247V238H245V239H243V238H241V242H240V244L242 245L240 248H243V246H244V248H243V250L245 249V248H248V249H251V250H255V251H258V249H261V246H262V244L263 243H261L260 241H258V239H256L255 237H254ZM261 236V235H260ZM264 236V234L262 235V237ZM150 237V236H149ZM218 237H220V236H217V239H218ZM222 237V236H221ZM220 237V238H221ZM230 237V236H229ZM240 237V236H239ZM223 238V237H222ZM225 238V237H224ZM230 238H233V237H230ZM236 238V237H235ZM162 239V238H161ZM176 239V238H175ZM213 239V240H212ZM216 239V240H217ZM234 239V238H233ZM181 240V239H180ZM230 239H228V241H229ZM232 240V239H231ZM236 240V239H235ZM202 241V240H201ZM220 241H221V239H220ZM219 241V242H220ZM226 241V243L228 244L229 242H227V240H225ZM154 242V241H153ZM218 242V241H217ZM218 242V243H219ZM224 241H222V242H220V243H223ZM231 242V241H230ZM225 243V242H224ZM172 244V243H171ZM195 244V245H196ZM215 244V243H214ZM232 244H233V241H232ZM237 244V243H236ZM244 244V245H243ZM219 245V244H218ZM228 245H230V244H228ZM236 246V245H235ZM219 247V246H218ZM228 247V246H227ZM238 247V248H239ZM214 248H216V247H214ZM223 248V247H222ZM222 248H221V250H222ZM224 248H226V246L224 247ZM223 248V249H224ZM229 248V247H228ZM234 248V247H233ZM115 250V249H114ZM128 250V249H127ZM229 250H233V249H231V247L229 248ZM242 249H239V254H240V256H241V258H243L244 259V262H245V264H247V262H249V260L250 259H248L249 258V256H246L245 255V251H243ZM168 251V250H167ZM234 251H235V249H234ZM234 251H233V254H234ZM115 252V251H114ZM117 252V251H116ZM231 252V251H230ZM236 252H238V251H235V253ZM138 254V253H137ZM145 254V253H144ZM143 254V255H144ZM147 254V253H146ZM159 254H160V252H159ZM158 254V255H159ZM161 254H162V251H161ZM160 254V255H161ZM218 254V253H217ZM155 255V254H154ZM153 254H152V257H148L149 259H152V258H154L153 256H154ZM212 255V254H211ZM214 255V254H213ZM238 255V254H237ZM132 256V252H129L128 254H126V258H130ZM148 256H150V255H148ZM209 256H210V254H209ZM216 256V255H215ZM218 256V255H217ZM235 256V255H234ZM135 257V256H134ZM159 257V256H158ZM232 257H233V255H232ZM146 258V257H145ZM144 258V259H145ZM161 258V257H160ZM160 258H157L156 257V259H159L160 260ZM163 258V257H162ZM250 258H252L253 259V263H258V261H257V256L256 257H250ZM116 259H118V257H116ZM155 259V258H154ZM163 260H164V258H163ZM231 260V259H230ZM147 261V260H146ZM171 261V260H170ZM235 261V260H234ZM144 262V261H143ZM150 262V261H149ZM154 262H155V260H154ZM154 262H153V264H154ZM161 262V261H160ZM189 262V261H188ZM164 263V262H163ZM116 264V263H115ZM127 264H129V263H127ZM147 264H148V262H147ZM162 264V263H161ZM170 264H171V262H170ZM204 264V263H203ZM226 264H227V261H226ZM252 264V263H251Z\"/></svg>","mask_w":264,"mask_h":264}]
</instances>
